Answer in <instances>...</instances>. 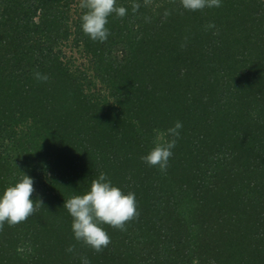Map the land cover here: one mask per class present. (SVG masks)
I'll list each match as a JSON object with an SVG mask.
<instances>
[{
  "label": "trees",
  "instance_id": "obj_1",
  "mask_svg": "<svg viewBox=\"0 0 264 264\" xmlns=\"http://www.w3.org/2000/svg\"><path fill=\"white\" fill-rule=\"evenodd\" d=\"M80 4L0 0V190L25 172L37 200L0 264H264V0H117L104 42ZM177 121L167 170L145 163ZM101 172L139 215L97 252L63 205Z\"/></svg>",
  "mask_w": 264,
  "mask_h": 264
},
{
  "label": "clouds",
  "instance_id": "obj_2",
  "mask_svg": "<svg viewBox=\"0 0 264 264\" xmlns=\"http://www.w3.org/2000/svg\"><path fill=\"white\" fill-rule=\"evenodd\" d=\"M221 4L222 0H181L182 7L188 11L218 8ZM80 7L86 9L80 18L83 32L99 42L106 41L110 34L108 18L112 14L119 17L127 14V8L118 5L117 0H81ZM208 27H214V24ZM182 126L177 121L166 130L154 129L153 146L141 159L150 166H158L161 171H166ZM33 192L34 179L25 172L0 190V226L5 222L9 225L21 223L34 213L37 200L32 199ZM63 207L72 218L71 229L75 240L82 241L97 252L111 242L105 225L124 230L126 223L139 215L135 193L125 192L103 172L92 180L87 191L65 200ZM73 250L74 246L67 249L68 252ZM83 264L90 262L84 259Z\"/></svg>",
  "mask_w": 264,
  "mask_h": 264
}]
</instances>
